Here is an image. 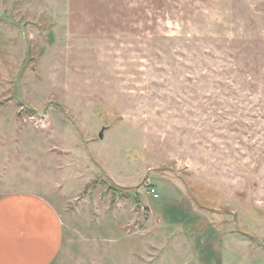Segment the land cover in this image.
<instances>
[{"label": "rangeland", "instance_id": "rangeland-1", "mask_svg": "<svg viewBox=\"0 0 264 264\" xmlns=\"http://www.w3.org/2000/svg\"><path fill=\"white\" fill-rule=\"evenodd\" d=\"M0 135L54 264H264V0H0Z\"/></svg>", "mask_w": 264, "mask_h": 264}, {"label": "crops", "instance_id": "crops-1", "mask_svg": "<svg viewBox=\"0 0 264 264\" xmlns=\"http://www.w3.org/2000/svg\"><path fill=\"white\" fill-rule=\"evenodd\" d=\"M64 239L63 220L43 195L15 191L0 197V264H54Z\"/></svg>", "mask_w": 264, "mask_h": 264}, {"label": "trees", "instance_id": "trees-1", "mask_svg": "<svg viewBox=\"0 0 264 264\" xmlns=\"http://www.w3.org/2000/svg\"><path fill=\"white\" fill-rule=\"evenodd\" d=\"M115 185V184H114ZM115 189L119 190L122 192V196L125 198V199H135L136 202H137V205L140 204V200H139V196L137 194V192L134 190V188L130 187H126V188H122L120 186H117L115 185Z\"/></svg>", "mask_w": 264, "mask_h": 264}, {"label": "water", "instance_id": "water-1", "mask_svg": "<svg viewBox=\"0 0 264 264\" xmlns=\"http://www.w3.org/2000/svg\"><path fill=\"white\" fill-rule=\"evenodd\" d=\"M99 136H100V138H103V132H101Z\"/></svg>", "mask_w": 264, "mask_h": 264}, {"label": "built area", "instance_id": "built-area-1", "mask_svg": "<svg viewBox=\"0 0 264 264\" xmlns=\"http://www.w3.org/2000/svg\"><path fill=\"white\" fill-rule=\"evenodd\" d=\"M156 196H158V195H156Z\"/></svg>", "mask_w": 264, "mask_h": 264}]
</instances>
